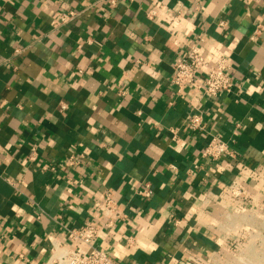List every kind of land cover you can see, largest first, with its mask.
Listing matches in <instances>:
<instances>
[{"label": "crops", "instance_id": "1", "mask_svg": "<svg viewBox=\"0 0 264 264\" xmlns=\"http://www.w3.org/2000/svg\"><path fill=\"white\" fill-rule=\"evenodd\" d=\"M199 39L238 88L176 91ZM210 134L234 157H203ZM105 191L126 216L110 229ZM87 224L116 264H264V0H0V264H45Z\"/></svg>", "mask_w": 264, "mask_h": 264}, {"label": "built area", "instance_id": "2", "mask_svg": "<svg viewBox=\"0 0 264 264\" xmlns=\"http://www.w3.org/2000/svg\"><path fill=\"white\" fill-rule=\"evenodd\" d=\"M195 9L201 8V0H194ZM155 10L147 12L152 18ZM77 16V12L69 10L62 13L60 23H66ZM220 25H223L220 22ZM168 30L175 28L172 20L167 23ZM173 76L171 82L176 91L180 93L184 87L191 86L202 91L203 94L215 97L218 93L232 92L238 88L229 74V63L227 58L219 57L214 61L207 60L202 48L201 39L188 44L187 49L181 55L173 59ZM188 127L191 131L201 133L204 130L203 117L199 112L192 113L188 117ZM233 140L225 141L213 134L208 135V140L203 147L202 156L212 160H221L224 157H234L231 145ZM79 160L71 157L70 164H76ZM43 168H47L43 166ZM53 169V168H51ZM13 183V182H12ZM231 197L241 204L252 200V196L246 191L244 184L234 178L228 185ZM142 198L152 195L151 183L145 181L142 188L137 190ZM213 195L207 192L203 202H211ZM103 214L102 225L110 229L116 221L124 219L125 214L118 209V200L110 191H105L100 204ZM69 242L56 240L52 242L45 264H116L110 255L94 241L98 234V227L87 224L77 228H65Z\"/></svg>", "mask_w": 264, "mask_h": 264}]
</instances>
